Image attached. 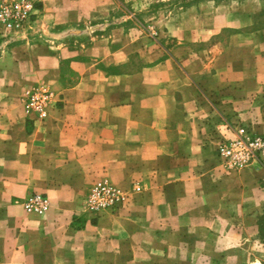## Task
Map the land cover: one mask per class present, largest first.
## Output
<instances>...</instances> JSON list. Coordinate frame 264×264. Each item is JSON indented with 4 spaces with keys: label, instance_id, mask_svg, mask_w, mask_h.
Here are the masks:
<instances>
[{
    "label": "crops",
    "instance_id": "0c3cea01",
    "mask_svg": "<svg viewBox=\"0 0 264 264\" xmlns=\"http://www.w3.org/2000/svg\"><path fill=\"white\" fill-rule=\"evenodd\" d=\"M144 1L39 0L42 28L2 43L0 264H162L161 247L195 264L182 250L264 210V166L226 171L215 145L224 124L264 133V55L248 22L188 10L138 19ZM39 85L57 93L45 120L22 102ZM103 177L144 192L126 209L84 213ZM32 191L50 199L42 218L17 208Z\"/></svg>",
    "mask_w": 264,
    "mask_h": 264
},
{
    "label": "rangeland",
    "instance_id": "374dc122",
    "mask_svg": "<svg viewBox=\"0 0 264 264\" xmlns=\"http://www.w3.org/2000/svg\"><path fill=\"white\" fill-rule=\"evenodd\" d=\"M39 1V0H35ZM244 4H240L242 0H159L153 4L149 3L148 1H144L142 6L138 8H133V11L136 13V18L138 19H165L168 16H176L181 15L185 11H189L191 17L195 19H205L207 22L208 19H241L242 23L248 22V25L244 27V30L248 33H252L255 36H252V40L255 41L257 44H260L258 47L259 52H263L261 54L264 55V0H245ZM147 2V3H146ZM62 5L60 4L59 7L54 6L53 10L55 12L62 10ZM121 19L125 18V14H118ZM41 17V16H40ZM126 17L128 20H133L131 17V13H127ZM44 19V18H43ZM135 20V19H134ZM239 21V20H238ZM41 21L38 22L37 28L29 33L37 31L38 29L42 28ZM84 26H76L74 28L82 29ZM150 31L156 33L157 28L153 27V25H149L148 28ZM233 28H226L219 34V38L226 37ZM2 34V32H0ZM0 34V49L2 48V43L11 44L19 39H13L12 41H7L6 37H2ZM49 88V87H48ZM34 87L26 88L25 91L22 93V102L24 103V108L26 112V102L29 96V93L33 91ZM50 89V88H49ZM51 91L55 92L53 89ZM56 93V92H55ZM27 113V112H26ZM29 114V113H27ZM245 122V121H244ZM246 124V123H245ZM230 125V124H228ZM227 125V126H228ZM236 125V124H235ZM251 128L250 124H246ZM225 124L224 127L218 131L220 135L215 137L216 147L217 143L223 137H226L229 133L226 129ZM252 129V128H251ZM253 130V129H252ZM255 131V130H253ZM258 132V131H256ZM261 133V132H258ZM264 135V133H261ZM217 152V148H216ZM223 168L226 171H229L227 167L220 161ZM257 164V163H254ZM252 164V165H254ZM259 165V164H258ZM262 166V165H261ZM264 166V165H263ZM233 171H244V170H233ZM231 172V171H230ZM107 178L112 184L116 185L117 187L127 190L130 192L131 197L129 203L121 208L126 209L129 205L137 200V198L144 192L143 185L138 182H132L128 186H123L114 183L108 177ZM95 181V180H94ZM90 185L86 196L84 197L81 208L84 213L94 215L95 217L105 213V212H117L119 210H103L100 212H91L87 209V199L91 191V187L94 183ZM135 186L140 187V190L137 191ZM32 193H42L48 198L49 205L45 212L42 214L29 212L25 207V200L26 198ZM50 206V199L46 193L40 191H32L25 195L22 198L21 203L17 204V208H19L22 215L26 217H43L48 212V208ZM264 215V210L254 216V220L248 222L245 225V222L241 225H236L240 228L241 231H233L232 233H226L223 229L216 230L214 236L212 237V244L210 247H204L203 249H184L183 255L191 256V252L197 255V259L195 264H264V239L260 236L258 222L259 219ZM20 217V216H19ZM245 228V229H242ZM158 253H152V255H159V251L162 252V256L167 257V261L162 264H188V263H181L177 261V253L175 249H165L158 248ZM141 255H147V251H142ZM195 256V255H194ZM192 257V256H191Z\"/></svg>",
    "mask_w": 264,
    "mask_h": 264
},
{
    "label": "built area",
    "instance_id": "2783aa9c",
    "mask_svg": "<svg viewBox=\"0 0 264 264\" xmlns=\"http://www.w3.org/2000/svg\"><path fill=\"white\" fill-rule=\"evenodd\" d=\"M41 8L35 0H0V32L7 41L27 38L37 28ZM26 102V112L45 120L49 107L57 102V93L45 85L34 87ZM228 135L217 143V155L229 171L245 170L257 163L264 165V135L253 131L248 125L230 124ZM137 191L140 187L135 186ZM131 194L112 184L107 178L96 179L87 199L91 212L119 210L130 201ZM27 211L42 214L49 205L42 193H32L25 200Z\"/></svg>",
    "mask_w": 264,
    "mask_h": 264
},
{
    "label": "trees",
    "instance_id": "16d2710c",
    "mask_svg": "<svg viewBox=\"0 0 264 264\" xmlns=\"http://www.w3.org/2000/svg\"><path fill=\"white\" fill-rule=\"evenodd\" d=\"M260 236L264 239V215L259 219L258 222Z\"/></svg>",
    "mask_w": 264,
    "mask_h": 264
}]
</instances>
